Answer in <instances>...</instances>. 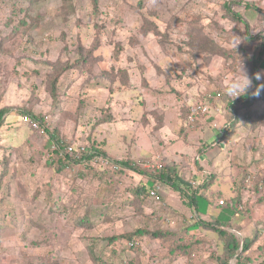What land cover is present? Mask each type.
<instances>
[{
	"label": "rangeland",
	"instance_id": "rangeland-1",
	"mask_svg": "<svg viewBox=\"0 0 264 264\" xmlns=\"http://www.w3.org/2000/svg\"><path fill=\"white\" fill-rule=\"evenodd\" d=\"M239 59L249 77L264 74V0H0V109H8L0 127V264H219L216 233L205 228L193 232L199 242L188 252L168 256L185 215L191 224L196 212L153 174L179 171L199 191L211 186L227 196L234 170L264 172V129L256 130L264 127V97L230 110L221 95ZM199 94L209 109L194 123ZM21 110L42 116L41 129ZM242 112H257L259 125L231 130L224 148L212 150L207 130L234 114L244 122ZM51 133L143 171L73 179L50 162L61 157ZM258 173L244 186V217H234L241 241L264 229V206L251 192ZM144 183L159 199L139 202L133 188ZM139 227L170 234H147L132 249L122 237Z\"/></svg>",
	"mask_w": 264,
	"mask_h": 264
},
{
	"label": "trees",
	"instance_id": "trees-1",
	"mask_svg": "<svg viewBox=\"0 0 264 264\" xmlns=\"http://www.w3.org/2000/svg\"><path fill=\"white\" fill-rule=\"evenodd\" d=\"M249 5V4H247ZM227 8L230 9L229 5L226 6ZM97 9V6H96ZM237 15V14H236ZM258 70V66L256 65V63H254L253 65V71H257ZM260 82L255 80V85L258 84ZM221 95L223 96L222 99L226 98L227 96L223 95V92H221ZM264 97V91L261 92V95L259 97ZM259 97H252V96H242V97H237L235 99H233L231 101V98L227 97L226 102V106L227 108L229 107V109H238L241 106V103L244 99L246 98H252V99H257ZM199 101H197L196 103H194L192 106L193 108H199V106H203L205 103L208 102V99L206 98V96L199 94L198 95ZM221 98L219 100H217L218 102H221L222 100ZM210 100L215 101L216 99L211 98ZM200 103V104H199ZM238 105V106H237ZM192 108V109H193ZM190 111L192 112V110L190 109ZM8 112L7 108H2L0 109V127L3 125L4 123V115ZM22 113H30L32 114L29 110H21ZM191 112H189L191 114ZM243 113V124L247 130L250 129H255L258 125L255 120L252 119V116H254V114H257V112H242ZM245 114V115H244ZM34 116V118H36L38 121H40L41 123H43L42 121L44 120V118L42 116H38L36 114H32ZM200 115V113H197V116ZM235 116L231 117L229 119V126L231 127V130L233 131L234 129L236 130V126H237V121H240V119L236 117V114H234ZM189 116V114H188ZM261 117L264 118V113L261 115ZM261 120V119H260ZM263 123H260V125ZM191 127V126H190ZM242 127V126H241ZM49 128V127H48ZM45 127V132L49 133V129ZM231 130H227V133L225 134L226 136L228 135V133L231 132ZM51 138L53 140H55L56 144L59 145L54 151L57 153V155H60V150L63 149L65 147L64 142L60 141L58 138L55 137L54 133H51ZM67 145H73L74 146V156H67V157H59L57 159H52V163H55L54 160H56V162L58 163L57 166V170L60 173H65V174H71L74 173L72 175L73 179H76V176H78L79 178H85L89 175H97V176H102V174H105L106 171L108 170V168H113V167H106V168H102L103 164L101 162H96L94 159V155H90V152L92 150L97 151L98 153L104 154L106 155L105 150L103 149H99V148H95L94 144H87V149H80L81 146L76 147L74 144H68ZM52 147V145L50 146ZM128 160H119L120 164H122L124 166V168L126 167H131L134 168L136 170H138L136 164L129 162V158H127ZM134 164V165H133ZM79 165V169L77 171V169H75V167ZM115 169V168H114ZM118 172H125L123 170H118L115 169ZM257 170V169H256ZM112 171V170H111ZM139 171H143L141 169H139ZM253 170H246V173L240 172L238 170H234V172H236L237 174L235 175V177H232V186L231 188H229V192L226 196V193L224 192V190H222L221 188L218 189H212L211 186L206 187V188H200V191L194 187H192L191 185H193L190 182L184 181L180 178L179 175V171H175V172H170L168 173L167 170L165 171V169L162 170V172L160 173H156L153 174L154 179H161V180H165V182L170 186V188L175 191L177 194L180 195L182 201L184 202V204L188 207V208H192L193 206L195 207V209L197 210V214L194 217L196 219L195 222L191 223V219L189 218V216L184 217V221L182 222L183 225V233L181 236L178 237V239L175 241L174 246H171L169 248L168 251V256L171 257V255L173 257H176V254L180 253V251L182 253H186L188 252L187 247L189 249V247H191V245H193V243H198V239L196 238L193 239V230L194 228H199V230H202L204 227L206 230L212 231L213 233H216V237L219 241L220 244V248L221 251L215 255V260L219 263V264H230L231 259L235 256L237 250L240 247V240L239 238L232 232V230H238L241 229V225L240 223H236L234 224V221H232L231 219L228 220H221L218 219L217 217H215L212 214H209L207 217L209 219H206L202 214H201V210H200V200L199 198L202 197L205 199V201L207 202V205L211 208H215V207H219V208H224V209H228V211L230 212H235L236 214H239L240 216H243V212L242 209H244V186L248 185L247 183V179H249V183H251L252 179L257 176V173H253ZM206 172V171H204ZM258 177L257 180L254 182L253 186H252V194L253 196L257 197V203H259L260 205L264 206V172L258 173ZM199 186L203 185L205 186V183H199ZM197 185V186H198ZM135 189V191H134ZM133 191L135 193L134 196L139 200L140 203H143L144 200H148L149 198H151L150 196V190L148 189L147 185L144 183L143 185H138L135 188H133ZM54 200V199H53ZM223 201V203L221 204L220 201ZM86 207H88V205H86ZM89 211V210H88ZM98 210L96 209V212ZM250 210H248L247 215L250 214ZM86 221H88V218L85 219ZM80 221H82V219H80ZM81 223V222H80ZM89 223V222H88ZM195 226L194 228H191V226ZM170 230V229H169ZM166 231V232H161V230H157L154 231L152 233H150L147 229V227H139L135 233H130L129 235L127 234H123L124 237L122 238H127L128 242L131 243V248L132 249H137L140 248V244H141V240L144 238V236L146 237L147 234L153 235V236H163L166 237L170 234V232ZM185 236H188L189 238L193 239V242H190L191 244H189L187 242V244L184 243V238ZM119 237L116 236V239H118ZM115 239V240H116ZM110 242H112V238L109 239ZM113 244V243H112ZM259 245H264V229L263 228H254V231L251 235H246L244 237V245H243V249H242V253L238 254V259L236 264H264V248H262L261 252L259 253L258 251L255 252L257 250V248H259ZM184 250V251H182ZM252 251V252H251ZM251 252V253H250ZM256 254V255H254ZM93 257L95 258L94 254H92ZM258 256H260L258 258ZM262 257V259H261ZM96 259V258H95ZM259 259H261L260 261H258ZM161 260V259H158ZM163 261V260H161Z\"/></svg>",
	"mask_w": 264,
	"mask_h": 264
},
{
	"label": "clouds",
	"instance_id": "clouds-1",
	"mask_svg": "<svg viewBox=\"0 0 264 264\" xmlns=\"http://www.w3.org/2000/svg\"><path fill=\"white\" fill-rule=\"evenodd\" d=\"M233 71L236 73V75H234L230 80H227V82L223 84V94L225 96L231 98V101L233 99L237 98V97H242V96H246V95L247 96H252V97H259L261 95V92L264 91V82L258 83L255 86H253V83H252L253 78L256 81H261L262 80V75H264V74H262L261 72H256L254 74V77H249L248 74H247V72H246V70L244 69V66H243L242 62L240 61V59H239V61H237L235 63V67H234ZM203 106H206V108H207L206 111L205 112H202V111L196 112L193 115V119H190L191 120L190 122H194V121L197 122V118H199L201 114H204V113H206L208 111L209 106L206 105V104H204ZM197 113H200V115L197 116ZM30 115L34 118V116L32 114H30ZM190 115H192V112H191ZM228 125H229V121H227V124L224 125L223 126L224 128L221 129L220 136H222L224 134V131L225 130L227 131V130H230L231 129V127H228ZM44 132H45V129H44ZM54 143H56V142H53L52 141V144L51 145H53ZM81 145H75V146L76 147H78V146L80 147ZM124 159L125 160H128L127 158H124ZM126 168L128 170L129 169H134V168H131V167H126ZM134 170H136V169H134ZM123 171H126V170H123ZM136 171L137 172H140L139 170H136ZM252 172L253 173H256L257 170H253ZM247 181H249V179H247ZM149 190H150V196H151V198H153V199L154 198L159 199V198H157V196L159 194L158 193V189H156L155 187H152V188H149ZM152 190H156L157 191V194L156 195H152L151 194V191ZM220 203L222 204L223 201L221 200ZM195 212L197 214V210L196 209H195ZM237 215H239V214H236L234 212V214H231V217L229 216V218H227L225 220L231 219L232 221H234V217L237 216ZM234 231L236 232L237 230H234ZM129 244H130V247H131V243L130 242H129ZM243 245H244V242H243ZM240 246H241V240H240ZM242 249H243V246H242ZM235 256L238 259V254H235Z\"/></svg>",
	"mask_w": 264,
	"mask_h": 264
},
{
	"label": "built area",
	"instance_id": "built-area-1",
	"mask_svg": "<svg viewBox=\"0 0 264 264\" xmlns=\"http://www.w3.org/2000/svg\"><path fill=\"white\" fill-rule=\"evenodd\" d=\"M206 106H199V108H193L192 109V115H190V119H193V115L196 113V112H199V111H202V112H205L206 111ZM22 119L24 122H27L29 124V126H31L33 129H41V124L40 122L33 118L30 113H26L25 115L22 116ZM55 149L59 146L57 145L56 143H54L52 145ZM74 146L73 145H65V147L63 149L60 150V155L62 157H67V156H74V153H75V150H74ZM82 150L84 149H87V145L86 144H82L81 145V148ZM90 155H94L95 157V161L96 162H101L102 164H105V165H111L113 168L115 169H120V170H128L127 168H124V166L122 164H120L119 161H116V160H113V159H110L109 157H107V155H104V154H101V153H98L97 151L95 150H92L90 152ZM147 166H154L153 164H151L149 161L145 164ZM151 194L152 195H156L157 194V191L156 190H152L151 191Z\"/></svg>",
	"mask_w": 264,
	"mask_h": 264
},
{
	"label": "crops",
	"instance_id": "crops-1",
	"mask_svg": "<svg viewBox=\"0 0 264 264\" xmlns=\"http://www.w3.org/2000/svg\"><path fill=\"white\" fill-rule=\"evenodd\" d=\"M227 121H229V120H227ZM226 122V121H225ZM224 122V123H225ZM238 123H237V126H236V130H238V129H242V127L244 126V124H243V122H240V121H237ZM224 123H222L221 122V120H217V122H215V124H213V126L214 127H216L215 129L213 128V130L211 129V130H207V132H206V134L208 135V133H209V139H207L208 141H211L212 140V144H211V146L214 144V146H217L218 148H214L213 146H212V150H214L215 152H217L218 151V153H219V151H220V149L221 148H224V147H222L221 146V143L222 142H224L225 144H226V140L227 139H229L225 134L227 133V131L225 130L224 131V134L222 135V136H220V131H221V129H222V127H223V124ZM229 124H230V122H229ZM196 125H198L197 123H196ZM222 125V126H221ZM203 126V125H202ZM229 126V125H228ZM242 126V127H241ZM217 127H220V130L218 131V133H216L215 131H216V129H217ZM29 128V127H28ZM210 128H212V127H210ZM243 129L246 131V132H248L249 130H247L245 127H243ZM261 129H264V127L262 126V125H260L256 130L257 131H259V130H261ZM231 130V129H230ZM239 132V131H238ZM235 133H237V131L235 132ZM260 166H261V164H260ZM154 181H157V180H155V179H153ZM192 183V182H191ZM212 189H214L213 187H212ZM218 209H219V207H215V208H211V207H209L208 205H206V208H205V210H202V207H201V204H200V212H201V214L206 218V216H208L209 214H212V215H214L215 217H217L218 219H222L219 215H218V213H217V211H218ZM184 211H186V210H184ZM227 215H231L230 213H226ZM221 216H222V214H221ZM206 219H209V218H206ZM196 221V219H194V221H192V223L193 222H195ZM205 228V227H204ZM242 228V227H241ZM250 227L249 226H245V230L246 229H249ZM243 229V228H242ZM203 230H206V229H203ZM194 231H199V228H194V230H193V232ZM253 231H254V229H253ZM198 233V232H197Z\"/></svg>",
	"mask_w": 264,
	"mask_h": 264
},
{
	"label": "water",
	"instance_id": "water-1",
	"mask_svg": "<svg viewBox=\"0 0 264 264\" xmlns=\"http://www.w3.org/2000/svg\"><path fill=\"white\" fill-rule=\"evenodd\" d=\"M243 242H244V240L241 241V246H240L241 249H242V246H243Z\"/></svg>",
	"mask_w": 264,
	"mask_h": 264
}]
</instances>
